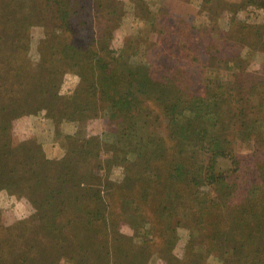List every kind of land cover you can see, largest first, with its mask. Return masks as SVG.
Here are the masks:
<instances>
[{"label": "rangeland", "instance_id": "1", "mask_svg": "<svg viewBox=\"0 0 264 264\" xmlns=\"http://www.w3.org/2000/svg\"><path fill=\"white\" fill-rule=\"evenodd\" d=\"M109 62L144 67L137 75L162 85L136 94L143 111L127 117L125 136L96 96L72 102L84 73L110 105L123 79L105 87L98 72ZM219 82L234 98L195 118L189 100ZM161 94L181 102L177 127H209L221 144L197 131L178 144ZM258 101L264 0H0V231L12 227L11 239L26 245L33 234L15 225L35 224L41 243L21 249L24 264L34 256L39 264H264ZM48 226L65 240L44 241Z\"/></svg>", "mask_w": 264, "mask_h": 264}, {"label": "trees", "instance_id": "2", "mask_svg": "<svg viewBox=\"0 0 264 264\" xmlns=\"http://www.w3.org/2000/svg\"><path fill=\"white\" fill-rule=\"evenodd\" d=\"M113 57L114 58L111 60H114V59L117 60V57H115V56H113ZM112 63L113 62L107 63L106 66L101 68L100 71L98 72V75H99L98 78L103 79V81H106V83H107V84H105V87L114 85V83L109 85L111 82H109L108 80H114L116 78V76L118 78L122 77V79H123V81H121L120 84L114 85L115 86L113 88L114 93L110 95L111 99H109L110 105L105 100L106 95L104 93L101 94L102 88L99 84H97L94 81L93 76L90 75L88 77L84 73L81 74L84 77L86 76L84 86L82 85L81 88L76 90V92H75L76 97L73 98L72 102L74 103V105L80 107L81 105L84 104V101H86V98H85L86 93H90V95L96 96V98H95L96 100L93 101L94 105L100 104V107L108 105L107 107L110 108L111 119L116 120V118H117L118 123H121L119 125L122 126L121 131H119V132L123 133V134H121L122 136H125L126 131L128 132V130L125 129L124 124L130 123V119L127 117L128 116L137 117L143 111V106L139 102V100L137 99L136 94H138V93L145 94L147 92H149L150 94L159 93V91L161 89H159V87H158L160 84H154L153 81H151L150 79H148V77H146V76H148L147 74H145V75L143 74V76L141 74L137 75V73L142 72L143 70H145L148 73L149 71L146 68L140 67L137 64L131 65V64H128V62L119 63L118 67L114 68L112 66ZM123 66H124V68H123ZM117 69L119 71L118 73L115 72V70H117ZM93 71L96 73L94 68H93ZM119 73L122 75L118 76ZM95 76H97V73ZM221 84H222V82H219L218 84H213L212 90L207 91L202 96H196V97L189 100V104L187 107H191L195 118H197V119L204 118L206 121V117L204 116V114L201 113L202 110H204V111L206 110V114H207V111L210 112L209 109H211L213 107V104L215 106V105H218L219 103H221L220 102L221 97H223L225 100H227V103L231 102V100L234 98V95L232 94V89H233L232 86L230 84L229 85L225 84V87H223ZM160 86H162V85H160ZM111 87H113V86H111ZM225 89H227V90H225ZM104 92L107 93V91H105V90H104ZM119 92H120V94L118 95ZM158 97H159V100L161 101L162 110L168 115L170 120L175 124V126L173 127V129L170 133H171L172 138H174V139L177 138L178 144L181 145V144L185 143V141L189 138L197 137V139H199L200 136L198 137V133H200V132L201 133L203 132L200 139L207 137L211 141L210 142L211 146L215 142H220L219 140H214V139H217L216 137L211 138L213 136V134H210V131L208 129L209 127L203 128V130L200 132H198L196 129H191L189 122H187L183 126L177 127V125L180 122L181 123L183 122V119L181 118L182 112H177V107L181 102L180 103L177 102L174 97H172V98L165 97L163 94H161ZM235 100L240 101V103H242V106L245 105V102H244L245 98L244 97L236 96ZM255 105L257 106L258 110H260V108L264 104H263V101H258ZM196 110L201 111V112H197ZM220 111L221 110H218L217 112L219 113ZM216 117H217V119H215L216 120L215 122H211L210 120L207 122L210 123L211 126H217L218 121L220 122V120L222 118L218 117V115H216ZM187 119L189 121V116H187ZM134 124H135V122H134ZM127 128H130V126H127ZM132 132L133 131L130 130L129 133H132ZM212 133H214V132H212ZM146 135H148V134H146ZM146 135H140L139 139L144 140ZM150 137H152V136L150 135ZM150 140L153 141L155 139L150 138ZM133 142H134V148L133 149H136L133 151H137V148H139L138 143L140 141L139 140L136 141L134 139ZM146 143H147V141H146ZM220 144H221V142H220ZM220 144L218 146H216L215 148L219 149ZM157 145H159V146H156L154 151H157V150L159 151L162 144L157 143ZM146 146H147V144H146ZM151 147H152V145H151ZM145 149H147V148H144L143 152H145ZM213 153L214 152H213V148H212L211 154L213 155ZM136 156L137 157H139V156L143 157L144 155L138 152V154H136ZM174 161L175 160L173 158H171V160L168 162V165L173 164ZM182 164H183V162L179 161L176 164V166L177 165L180 166ZM170 165H169V167H170ZM170 171H171V169H170ZM172 173L173 174L177 173V174L181 175L184 173V170H181V169L176 170V171L172 170ZM73 203L75 206L74 211L79 212L81 209V205H82L81 200H79L78 197H74ZM11 228L12 227L8 226V228L6 230L0 231V264H24V262H26L28 260L29 250H27L28 252H26L24 254V251H22L21 249L27 248V249H30L33 251L38 250V246H36V245L41 243V241L38 240V235H39L38 229L36 228L35 224L30 226L28 224V221L26 223H24V221H21L19 224L15 225V228H26L29 232L31 231V233L33 234V237H31V238L34 242H31V240H30L29 241L30 244L20 245V244H17V241H13L11 239V236L8 233L11 230ZM49 228H50V226L46 227L47 231H43L41 236L44 239V241L53 242V244H55L54 241L58 240V238L62 239L61 238V236L63 237L62 231H57L55 234L53 233L55 235L53 238V236H52L53 234L51 233L52 230H50ZM4 231H5V233H4ZM5 234L7 236H9V239H5L2 237ZM20 239H21L20 241L25 242L27 237L23 238V235H22V236H20ZM63 239L65 240L64 237H63ZM26 254H28L27 257H26ZM31 262H32V264H39L38 260H37V256H34L31 259Z\"/></svg>", "mask_w": 264, "mask_h": 264}]
</instances>
